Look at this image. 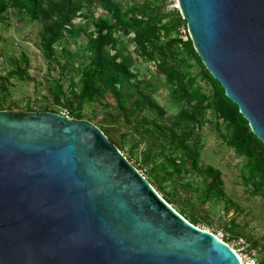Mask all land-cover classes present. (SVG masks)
Returning a JSON list of instances; mask_svg holds the SVG:
<instances>
[{
	"label": "water",
	"instance_id": "water-1",
	"mask_svg": "<svg viewBox=\"0 0 264 264\" xmlns=\"http://www.w3.org/2000/svg\"><path fill=\"white\" fill-rule=\"evenodd\" d=\"M204 67L264 144V0H178ZM0 264H242L103 131L0 110Z\"/></svg>",
	"mask_w": 264,
	"mask_h": 264
},
{
	"label": "trees",
	"instance_id": "trees-1",
	"mask_svg": "<svg viewBox=\"0 0 264 264\" xmlns=\"http://www.w3.org/2000/svg\"><path fill=\"white\" fill-rule=\"evenodd\" d=\"M163 4V0H127V3L121 0H0V19L9 10H15L18 15L39 23L40 49L50 64L54 62L60 67L61 76L50 87L54 104L69 107L72 117L91 121L93 115L84 113V105L100 103L104 113L96 125L121 152L127 137L135 134L134 131L139 136L135 148L142 143L157 145V152L148 148L142 158L145 164H153L151 179H147L152 186L156 185L159 174L157 156L162 155L165 159L162 168L171 167L178 174L195 172L202 178L203 201L225 197L221 172L211 165H201L203 146L195 134L196 129L204 125L205 112L212 107L217 116L227 122L228 128H232L229 144L246 156L249 176L264 187V144L252 133L237 105L226 97L220 83L204 67L188 33L187 39L179 33L181 27L186 28L180 11L173 9L166 13ZM84 8H101L107 16L90 22ZM80 17L85 19L84 24L76 27L75 20ZM91 23L93 31L89 29ZM79 31L87 37L88 63L80 73L79 86L72 88L68 96L61 80L68 73V62L62 63L56 57L55 46ZM119 31L124 35L132 34L134 53L143 61L153 62L164 75L172 96L184 104L178 112L167 115L154 99V83L132 71L135 61L128 52V41L117 36ZM188 58L199 64L202 78L212 86V97L201 92L196 77L186 70ZM21 59L24 67L10 60L12 67L0 82L3 92L11 77L30 78L28 59L25 55ZM4 102V95H0V110H6ZM145 110L156 113V117L149 119L143 114ZM46 111L53 110L46 107ZM133 150L134 147L131 152ZM127 159L131 162L130 156ZM179 213L184 216L185 209L180 208ZM261 262L264 264V260Z\"/></svg>",
	"mask_w": 264,
	"mask_h": 264
},
{
	"label": "rangeland",
	"instance_id": "rangeland-1",
	"mask_svg": "<svg viewBox=\"0 0 264 264\" xmlns=\"http://www.w3.org/2000/svg\"><path fill=\"white\" fill-rule=\"evenodd\" d=\"M121 1L127 3V0ZM163 1L166 13L175 9L172 0ZM83 12L90 22H97L107 16L101 8H84ZM170 18L171 16L166 20ZM84 21V18H77L76 27L83 25ZM89 29L94 30L92 23ZM40 31L39 23L30 21L27 16L18 15L15 10H9L0 19V82L12 67L10 60L17 61L24 67L22 55L28 59L27 74L30 77L24 80L11 77L6 91L3 92L0 88V95H4L5 99L4 108L16 112H29L30 109L34 112H45V108L49 107L58 113L68 112L71 116L69 107L56 105L52 99L50 87L59 78L60 67L54 62L50 64L42 53L39 45ZM179 33L187 39V27H181ZM117 36L128 41V52L135 61L132 71L140 78H146L154 83L156 102L166 110L167 115L178 112L184 104L178 103L172 96L164 75L156 65L143 61L134 53V45L130 41L133 35H124L119 31ZM55 50L56 57L62 63L68 62V73L61 80L70 96L72 88L76 89L79 86L80 73L88 63L87 37L83 31L76 32L74 36L63 39L55 46ZM187 61L189 66L186 70L196 77L201 92L212 97V86L202 78L199 64L192 58H188ZM83 111L85 114L93 115L91 122L95 125L99 124L104 113L102 105L98 102L85 103ZM143 114L149 119L156 117V113L150 110H145ZM203 121L202 128L195 131L203 146L201 165H211L221 172L225 197H212L203 201L202 178L195 172L178 174L171 167L162 168V164L165 163L162 155L157 156L159 174L155 179L156 189L154 186L153 188L178 213L180 208L185 209L183 217L192 222L191 224L217 235L227 243L239 255L243 264H262L264 187L259 186L256 180L249 176L246 156L229 144L232 128H228L227 122L219 118L212 107L205 112ZM134 133L127 137L122 154L126 158L130 156L131 164H135L139 168L136 169L143 173L146 179H151L153 164L151 162L145 164L142 158L148 148L157 152V145L153 142L142 143L135 148L134 143L139 140V136L135 131ZM149 139L153 141L154 137L151 136ZM149 144L153 146L150 147ZM133 147L134 150L131 152Z\"/></svg>",
	"mask_w": 264,
	"mask_h": 264
},
{
	"label": "built area",
	"instance_id": "built-area-1",
	"mask_svg": "<svg viewBox=\"0 0 264 264\" xmlns=\"http://www.w3.org/2000/svg\"><path fill=\"white\" fill-rule=\"evenodd\" d=\"M172 1L174 2V8L179 10L178 0H172ZM61 114L69 116L68 112H62ZM141 174L143 175V173H141Z\"/></svg>",
	"mask_w": 264,
	"mask_h": 264
},
{
	"label": "bare ground",
	"instance_id": "bare-ground-1",
	"mask_svg": "<svg viewBox=\"0 0 264 264\" xmlns=\"http://www.w3.org/2000/svg\"><path fill=\"white\" fill-rule=\"evenodd\" d=\"M213 235H215V234H213ZM215 237H217V239H219L220 240V238L218 237V236H216L215 235ZM234 251V250H233ZM235 252V251H234ZM236 253V252H235ZM237 254V253H236ZM238 255V254H237ZM238 257H239V255H238ZM240 258V257H239ZM240 260H241V262H242V264H243V261H242V259L240 258Z\"/></svg>",
	"mask_w": 264,
	"mask_h": 264
}]
</instances>
